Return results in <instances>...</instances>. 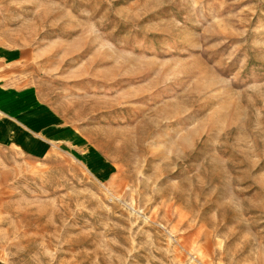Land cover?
Wrapping results in <instances>:
<instances>
[{"label":"rangeland","instance_id":"obj_1","mask_svg":"<svg viewBox=\"0 0 264 264\" xmlns=\"http://www.w3.org/2000/svg\"><path fill=\"white\" fill-rule=\"evenodd\" d=\"M0 45V264H264V0H0Z\"/></svg>","mask_w":264,"mask_h":264},{"label":"crops","instance_id":"obj_2","mask_svg":"<svg viewBox=\"0 0 264 264\" xmlns=\"http://www.w3.org/2000/svg\"><path fill=\"white\" fill-rule=\"evenodd\" d=\"M21 53H22V51H20V52L15 51L14 48H8L7 46H1L0 45V68H3V67L6 68L5 69V72H6L8 67L10 69L11 68L13 69V67H16L15 62H17V60H14V59H15V57H20L21 55H19V54H21ZM19 67H21V65H19ZM22 70H23V68H22ZM6 82L7 81H5V83ZM7 87H9L8 84H6V85L0 84V88L5 89V90L0 89V107L7 108V110H8L10 108L9 107L10 105H8L7 100H10V99L7 97V95H8L7 91H9L10 89L8 90ZM10 92L12 94V90ZM9 103H10V101H9ZM7 119H9V121L13 120V118L11 116H7ZM12 124L13 123L9 122V125L11 128H12Z\"/></svg>","mask_w":264,"mask_h":264}]
</instances>
